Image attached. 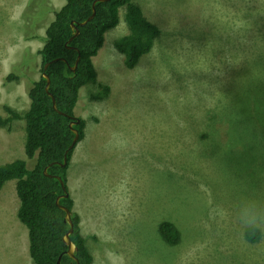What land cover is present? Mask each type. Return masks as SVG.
<instances>
[{"label": "rangeland", "instance_id": "rangeland-1", "mask_svg": "<svg viewBox=\"0 0 264 264\" xmlns=\"http://www.w3.org/2000/svg\"><path fill=\"white\" fill-rule=\"evenodd\" d=\"M61 1L0 0V117L3 106L29 108L28 79L41 75L37 52ZM133 2L161 31L154 48L125 67L114 48L129 32L120 9L94 61L110 93L92 100L95 85L83 87L75 111L87 179L74 210L93 264H264V231L250 242L241 224L264 214V0ZM25 138L23 121L0 128V166L33 168ZM18 222H0V264H27L8 238ZM163 222L179 244L161 237Z\"/></svg>", "mask_w": 264, "mask_h": 264}, {"label": "trees", "instance_id": "trees-1", "mask_svg": "<svg viewBox=\"0 0 264 264\" xmlns=\"http://www.w3.org/2000/svg\"><path fill=\"white\" fill-rule=\"evenodd\" d=\"M65 1L64 6L54 12L53 21L45 31L43 47L37 52L41 60V75L37 80L28 79L29 108L19 112L3 106L7 117H0V128L9 132L12 131L13 122H25L24 151L26 157L35 162L31 170L23 160L0 166V191L6 182L16 181V194L20 201L17 217L28 230L29 255L33 264H58L59 259L60 264H76L66 254L63 236L69 230V225L64 220L65 213L56 205L57 197L63 195L64 191L54 176L61 177L68 193V197L60 200V204L72 212L74 231L70 238L77 247L75 256L79 264H93V256L82 236L80 217L74 210V201L67 186L72 154L85 136L86 122L75 114L80 90L95 85L96 90L90 95L92 100H102L110 93L108 85L98 82L93 58L102 49L105 34L119 25L120 9L125 8L124 20L129 32L114 42V48L124 56L127 69H134L141 58L152 51L161 34L160 29L144 16L141 7L133 0L97 1L95 17L85 26L79 27L80 34L68 43L74 33L72 21L76 24L85 21L92 14V5L96 0ZM78 55L80 60L76 70L72 71L70 67L75 65ZM60 58L65 61H55ZM27 62H23L20 68H25ZM48 62H52L46 70L50 78L49 92L63 114L53 109L52 98L45 90L46 80L42 73ZM20 73H10L5 82H19ZM75 118L80 121L73 126L80 138L68 152L67 164L62 166L65 152L74 138L69 124ZM48 165L47 172L51 177L44 175ZM159 233L168 245L174 246L181 242V233L170 222H163L159 226ZM246 238L255 242L260 238V231H246Z\"/></svg>", "mask_w": 264, "mask_h": 264}, {"label": "crops", "instance_id": "crops-1", "mask_svg": "<svg viewBox=\"0 0 264 264\" xmlns=\"http://www.w3.org/2000/svg\"><path fill=\"white\" fill-rule=\"evenodd\" d=\"M63 6H64V0L61 1L60 7L58 9H56V11L61 9ZM96 57L93 58V62L95 61ZM85 140H86V134H85L83 140H81L77 144L76 148L74 149V152H73L72 157H71L70 165H69V168L67 171V186H68L69 193H70V195L74 201V205H78L77 204L78 197L81 194V190L83 189L85 182H86V179H87V177H86L87 172L83 169V166L85 165V163L87 161V156H86V153L84 151L83 145H81V144H83V142ZM84 158L86 161L84 160ZM16 196H17V194H16V181L11 180V181L6 182L4 184L2 190L0 191V222L3 221L4 218L7 216H12V217L14 216L15 217V215H17V212H18V209L20 206V201L18 199L19 203H18V205H16ZM1 200H2V202H1ZM11 208H12V211H11ZM10 211H11L10 215H7V213ZM18 223H16L17 224V230H16L15 235L12 236L9 234L8 238L14 244L20 245V250H19L18 254L20 253V254H23L24 256H27L26 257L28 259L27 264H33L32 260L30 258V255H29L28 230L26 227H25L26 229H24L22 227L23 224L21 222L19 224ZM80 227L82 228L81 229V233H82L83 227L82 226H80ZM21 228H23V229H21ZM0 246H1V243H0ZM0 252H3L2 247H0ZM26 252H28L27 255H26Z\"/></svg>", "mask_w": 264, "mask_h": 264}, {"label": "water", "instance_id": "water-1", "mask_svg": "<svg viewBox=\"0 0 264 264\" xmlns=\"http://www.w3.org/2000/svg\"><path fill=\"white\" fill-rule=\"evenodd\" d=\"M99 1V2H105V1H108V0H96L93 2V10H92V14L83 22L81 23H78L76 24L75 21H72L71 23V28L73 29L74 33L72 35V37L70 38V40L68 41V43L70 41H72L74 38H76L79 34H80V30H79V27H82V26H85L88 22H90L96 15V9H95V4L96 2ZM57 60H61V61H65L64 59L60 58V59H56L55 61ZM80 60V56L78 55L77 59H76V62H75V65L73 67H70V69L72 71H75L76 70V67L78 65V62ZM54 62V61H52ZM52 62H48L44 65L43 67V73H42V77L46 80V86H45V90L47 92V94L52 98V105H53V109L60 113V114H63L61 111L58 110L57 106H56V102H55V99L53 97V95L49 92V87H50V78L49 76L47 75L46 73V70L47 68L49 67V65L52 63ZM80 121L75 118L74 121H72L70 124H69V127L71 129V131L74 133V138L70 144V146L68 147L67 151L65 152V155H64V160H63V163H61L62 166H65L67 164V154L70 150H72L75 145L78 143L79 141V138H80V135H79V132L77 129H75L73 126L75 124H78ZM51 165V164H50ZM50 165H48L45 169H44V175L47 176V177H51L52 175L48 174L47 170L48 168L50 167ZM60 183H61V186L63 188V191H64V194L61 195V196H58L57 199H56V205L65 213V216H64V220L66 223H68L69 225V230L65 233V235L63 236V242L64 244L67 246V250H66V254L76 262V264H79L78 262V259L76 258L75 256V252L77 250V247L75 245V243L71 240L70 238V235L73 233L74 231V225H73V222H72V212L65 206L61 205L60 204V200L63 198V197H68V193H67V190L65 188V185H64V182L63 180L61 179V177L59 176H54ZM58 264H60V259L58 261Z\"/></svg>", "mask_w": 264, "mask_h": 264}, {"label": "clouds", "instance_id": "clouds-1", "mask_svg": "<svg viewBox=\"0 0 264 264\" xmlns=\"http://www.w3.org/2000/svg\"><path fill=\"white\" fill-rule=\"evenodd\" d=\"M242 229L245 231H264V214L253 212L246 215L242 221Z\"/></svg>", "mask_w": 264, "mask_h": 264}]
</instances>
